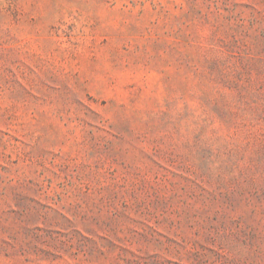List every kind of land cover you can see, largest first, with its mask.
I'll return each instance as SVG.
<instances>
[{"label": "rangeland", "instance_id": "obj_1", "mask_svg": "<svg viewBox=\"0 0 264 264\" xmlns=\"http://www.w3.org/2000/svg\"><path fill=\"white\" fill-rule=\"evenodd\" d=\"M0 264H264V0H0Z\"/></svg>", "mask_w": 264, "mask_h": 264}]
</instances>
